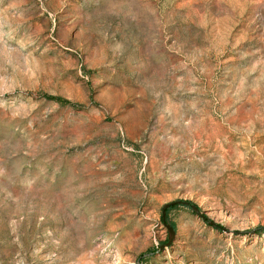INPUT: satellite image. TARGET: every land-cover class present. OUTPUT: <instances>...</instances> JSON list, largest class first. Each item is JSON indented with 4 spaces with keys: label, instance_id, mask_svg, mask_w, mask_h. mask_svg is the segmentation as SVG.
I'll return each mask as SVG.
<instances>
[{
    "label": "rangeland",
    "instance_id": "374dc122",
    "mask_svg": "<svg viewBox=\"0 0 264 264\" xmlns=\"http://www.w3.org/2000/svg\"><path fill=\"white\" fill-rule=\"evenodd\" d=\"M0 264H264V0H0Z\"/></svg>",
    "mask_w": 264,
    "mask_h": 264
},
{
    "label": "trees",
    "instance_id": "16d2710c",
    "mask_svg": "<svg viewBox=\"0 0 264 264\" xmlns=\"http://www.w3.org/2000/svg\"><path fill=\"white\" fill-rule=\"evenodd\" d=\"M47 100H52V101H56L57 103H61L62 101H60V99H56V98H46Z\"/></svg>",
    "mask_w": 264,
    "mask_h": 264
},
{
    "label": "water",
    "instance_id": "95a60500",
    "mask_svg": "<svg viewBox=\"0 0 264 264\" xmlns=\"http://www.w3.org/2000/svg\"><path fill=\"white\" fill-rule=\"evenodd\" d=\"M170 205H172V204L166 205L164 208H166V207H168V206H170Z\"/></svg>",
    "mask_w": 264,
    "mask_h": 264
}]
</instances>
